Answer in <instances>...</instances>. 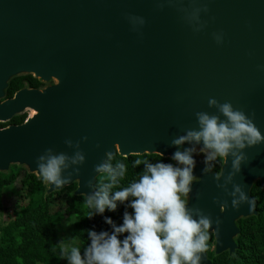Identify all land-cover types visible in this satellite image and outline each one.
<instances>
[{
  "label": "water",
  "instance_id": "95a60500",
  "mask_svg": "<svg viewBox=\"0 0 264 264\" xmlns=\"http://www.w3.org/2000/svg\"><path fill=\"white\" fill-rule=\"evenodd\" d=\"M21 75L43 85L5 98ZM209 99L244 111L264 134V0H0V123L27 111L0 127V172L16 165L40 177L36 161L48 149L82 152V164L66 161L65 185L43 180V196L74 183L70 194L87 199L107 157L171 160L195 148L188 207L212 219L213 255L229 257L237 220L258 213L250 189L258 182L264 190V143L242 150L248 159L230 179L234 157L211 170L202 144L174 146L198 129L197 112L220 115ZM234 185L251 205L232 207Z\"/></svg>",
  "mask_w": 264,
  "mask_h": 264
},
{
  "label": "clouds",
  "instance_id": "9594fccd",
  "mask_svg": "<svg viewBox=\"0 0 264 264\" xmlns=\"http://www.w3.org/2000/svg\"><path fill=\"white\" fill-rule=\"evenodd\" d=\"M208 103L217 106L220 115L197 112L198 129L187 130L184 135L174 138L172 144L177 147L185 143L202 144L200 151L205 153L206 163L217 157L223 161L229 156L234 157L231 161L234 172L229 174L230 179L241 171L242 161L248 159L242 150L264 143V134L253 119L244 111L234 109L231 103L218 104L215 99H209ZM66 143L71 144L70 141ZM195 151V148L175 151L171 156L175 164L164 160L150 163L135 159V165L144 164L143 173L137 181L111 195L109 190L115 187L118 177L124 176L126 165L117 163L115 168L107 162L97 165L95 171L107 173L109 182L87 196L85 206L103 214L106 209L115 211L117 202L124 203L131 197L129 207L132 212H124L123 223L119 226L105 217V222L112 227L111 232L88 230L90 244L84 249L83 256L80 247H69L61 241V257L69 264H202L213 221L199 210L194 217L188 207L186 198L194 180ZM47 152L37 158V171L45 182L56 188L68 182L62 177L68 159L73 164H82L85 160L82 152L71 158L63 153L53 155L51 149ZM160 155L163 157L162 153ZM233 188V208L243 203L251 205L241 185ZM92 215L93 211L88 218ZM215 224L216 231H219L220 219Z\"/></svg>",
  "mask_w": 264,
  "mask_h": 264
},
{
  "label": "trees",
  "instance_id": "16d2710c",
  "mask_svg": "<svg viewBox=\"0 0 264 264\" xmlns=\"http://www.w3.org/2000/svg\"><path fill=\"white\" fill-rule=\"evenodd\" d=\"M24 84L28 87L41 85L31 75L16 76L8 81L5 96L10 97ZM25 116V113L13 116L9 122L0 123V127L8 123H20ZM135 159L148 160L150 163L158 160L173 163L169 158L156 154L129 155L126 159L117 154L107 157L104 163H110L113 168L117 163L126 165L124 176L117 178L115 187L109 190L110 195L139 179L145 166L143 163L135 165ZM220 163L221 158L217 157L210 162L209 169L218 170ZM107 177V173L96 176L93 184L96 191L102 184L109 182ZM5 187H10L7 191L14 197L10 198V213L6 221L0 224V264H69L60 254V242L63 239L56 231L60 221L72 220L71 232L83 256L84 249L90 244L88 230L111 232L112 227L105 222V217L111 218L119 226L123 223L124 212H132L130 197L124 203L117 202L115 211L106 209L103 214L95 213L85 206L86 198L70 194L74 183L44 197L42 177L29 174L16 165H10L7 173L0 172V197ZM250 195L256 201L257 216L237 220L240 230L236 237L237 248L229 257L226 252L213 255L210 235L207 255L212 259V264H264V190L258 182L253 183ZM0 208L3 209V206ZM92 211V217L88 218ZM120 238L123 239V236Z\"/></svg>",
  "mask_w": 264,
  "mask_h": 264
},
{
  "label": "rangeland",
  "instance_id": "374dc122",
  "mask_svg": "<svg viewBox=\"0 0 264 264\" xmlns=\"http://www.w3.org/2000/svg\"><path fill=\"white\" fill-rule=\"evenodd\" d=\"M29 114H31V112H29ZM8 188L10 187H5L3 189L2 196L0 197V206H3V209L0 208V224H3L6 221L7 214L10 213V198L14 197V194L12 195L7 191L9 190ZM71 229L72 220H62L56 225L57 234L63 239L64 244L68 245L69 247L76 246L78 243L74 238Z\"/></svg>",
  "mask_w": 264,
  "mask_h": 264
},
{
  "label": "flooded vegetation",
  "instance_id": "af4514ba",
  "mask_svg": "<svg viewBox=\"0 0 264 264\" xmlns=\"http://www.w3.org/2000/svg\"><path fill=\"white\" fill-rule=\"evenodd\" d=\"M43 84H41L40 86H42ZM40 86H37V87H33V88H38V87H40ZM28 87V86H27ZM14 93V92H13ZM12 96V95H11ZM10 96V97H11ZM5 98H7L6 96H5ZM23 113H25L26 115H27V113L26 112H23ZM26 117V116H25ZM24 117V118H25ZM10 121V120H9ZM23 121V120H22ZM8 124H18V123H8ZM8 124H6V125H8ZM5 126V125H4Z\"/></svg>",
  "mask_w": 264,
  "mask_h": 264
}]
</instances>
